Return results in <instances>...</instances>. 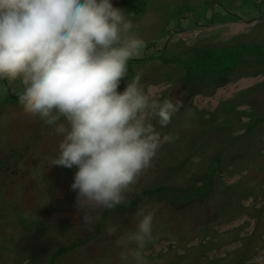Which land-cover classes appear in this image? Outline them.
I'll return each instance as SVG.
<instances>
[{
	"label": "rangeland",
	"instance_id": "1",
	"mask_svg": "<svg viewBox=\"0 0 264 264\" xmlns=\"http://www.w3.org/2000/svg\"><path fill=\"white\" fill-rule=\"evenodd\" d=\"M145 41L127 65L180 101L174 137L106 209L77 207L60 137L0 83V264H121L116 241L152 212L146 264H264V0H112ZM87 217V220L84 218ZM116 228L109 235L107 229ZM129 247H132L131 245Z\"/></svg>",
	"mask_w": 264,
	"mask_h": 264
},
{
	"label": "clouds",
	"instance_id": "2",
	"mask_svg": "<svg viewBox=\"0 0 264 264\" xmlns=\"http://www.w3.org/2000/svg\"><path fill=\"white\" fill-rule=\"evenodd\" d=\"M134 28L112 0H0V80L21 82L23 110L60 137L53 165L76 166L77 207L121 204L161 145L174 140L153 121L166 127L180 101L150 98L140 73L117 91L145 46ZM137 216L135 230L116 241L121 264H146L153 214Z\"/></svg>",
	"mask_w": 264,
	"mask_h": 264
},
{
	"label": "flooded vegetation",
	"instance_id": "3",
	"mask_svg": "<svg viewBox=\"0 0 264 264\" xmlns=\"http://www.w3.org/2000/svg\"><path fill=\"white\" fill-rule=\"evenodd\" d=\"M1 82H2V83L4 84V86L6 87L7 92L12 96V94L10 93V92H11V87L8 85L7 80H0V83H1ZM22 87H23V85H22ZM13 97L19 99V95H18V96H13Z\"/></svg>",
	"mask_w": 264,
	"mask_h": 264
}]
</instances>
